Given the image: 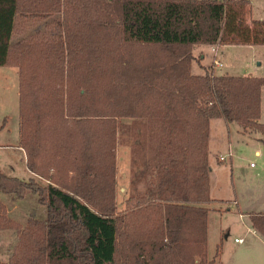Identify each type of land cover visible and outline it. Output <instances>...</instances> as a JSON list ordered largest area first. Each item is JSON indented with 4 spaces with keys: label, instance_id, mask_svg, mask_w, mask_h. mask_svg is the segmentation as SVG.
I'll return each mask as SVG.
<instances>
[{
    "label": "trees",
    "instance_id": "1",
    "mask_svg": "<svg viewBox=\"0 0 264 264\" xmlns=\"http://www.w3.org/2000/svg\"><path fill=\"white\" fill-rule=\"evenodd\" d=\"M249 0H0V66L18 68L19 147L42 185L0 170V193L35 194L0 264H211L207 253L210 120L264 134V77L190 71L195 44L264 45ZM48 19L13 41L19 22ZM130 118L121 124L119 119ZM132 136L148 179L123 210L118 134ZM26 215V213H25ZM264 238V213H249ZM26 218V217H25Z\"/></svg>",
    "mask_w": 264,
    "mask_h": 264
},
{
    "label": "rangeland",
    "instance_id": "2",
    "mask_svg": "<svg viewBox=\"0 0 264 264\" xmlns=\"http://www.w3.org/2000/svg\"><path fill=\"white\" fill-rule=\"evenodd\" d=\"M252 2L250 18L264 19V0ZM47 22L48 19L39 23L19 22L12 40L47 34ZM203 45L207 44H195L191 47L194 56L190 68L192 74L205 72L199 62L200 54L204 52ZM212 46L221 45L212 44L210 53L206 52L204 64L208 72L221 75L227 70L233 75L251 73L253 76L264 77V63L256 66L261 59L264 61L263 46H228L225 52L228 68H221L219 71L214 64L215 59L219 61L217 50L213 51ZM18 85V68L14 65L0 66V170L8 176L26 181L34 178L38 183L46 185L49 183L47 179L27 170L25 151L19 147ZM260 108L259 122L264 123V86L261 90ZM131 121L130 118L119 119L121 124ZM132 143V136L119 132L115 152V196L120 210L124 209L128 196L143 194L149 183L148 179H136L141 163L134 157ZM256 150L260 154H255ZM208 151L211 168L209 193L214 199V202L207 205L208 257H215L220 240L222 246L214 264H264V248L258 239L247 233L249 220L239 215V211L248 214L252 213L250 211H264V134L253 129L243 131L236 122L226 123L222 118H214L210 122ZM0 204L6 211L9 209L7 214L10 217L22 224L27 217H39L44 213V207L32 193H28L23 199L0 193ZM17 237V232L13 229L0 230V261L8 259ZM241 237L246 240L245 243H235L234 239Z\"/></svg>",
    "mask_w": 264,
    "mask_h": 264
},
{
    "label": "crops",
    "instance_id": "3",
    "mask_svg": "<svg viewBox=\"0 0 264 264\" xmlns=\"http://www.w3.org/2000/svg\"><path fill=\"white\" fill-rule=\"evenodd\" d=\"M250 1V3H253L252 2V0H249ZM252 8V7H251ZM252 19H255V18H252ZM228 46H231V45H221V46H217L216 48H217V56H218V58H219V62L222 64L221 66L220 65H217V70L219 71L221 68H228V65H226L227 64V61H226V59H225V52H226V49H227V47ZM239 46V45H238ZM242 46H249V47H254V46H258V47H260V46H263L264 47V45H242ZM202 50L204 51V52H201V54H200V57H199V62H200V66L202 67V69H204L205 68V64H204V61H205V59H206V57H207V55H206V52L207 53H210V51H211V47H210V45H203V48H202ZM260 59H261V57H259ZM211 62V61H210ZM262 62L264 63V61H263V59H261V61H259V62H257V67L258 66H262ZM209 63V62H208ZM193 64V63H192ZM192 68V67H191ZM219 68V69H218ZM216 74V73H215ZM218 74V73H217ZM224 74H229L228 73V71L227 70H224ZM195 75H202V74H195ZM219 75V74H218ZM221 75H223V74H221ZM229 75H233V74H229ZM246 75H250V76H253V75H251V73H242L241 74V76H246ZM236 76H238V75H236ZM257 77H259V76H257ZM263 88V87H262ZM262 90V89H261ZM261 116V115H260ZM212 121V119L210 120V122ZM210 128V127H209ZM255 154H260V151L259 150H256L255 151ZM210 172H211V168H210ZM7 211L9 212V209H7ZM11 212V211H10ZM250 212H258V211H250ZM259 212H261V213H264V211H259ZM239 215H242L243 217H246L247 218V221L249 220L248 219V213H243L242 211H239ZM247 230V233L248 234H250V235H253L256 239H258V241H259V243L262 245V247L264 248V238L255 230V229H253L251 226H250V224H249V226H248V228L246 229ZM241 238H243V237H241ZM245 239L243 238V241L242 242H235V243H237V244H244L245 243ZM217 244H220L221 246H222V241H220L219 240V243H217ZM215 263V261L214 262H212L211 264H214Z\"/></svg>",
    "mask_w": 264,
    "mask_h": 264
},
{
    "label": "built area",
    "instance_id": "4",
    "mask_svg": "<svg viewBox=\"0 0 264 264\" xmlns=\"http://www.w3.org/2000/svg\"><path fill=\"white\" fill-rule=\"evenodd\" d=\"M212 49H213V51H216L217 50V48L214 47V46H212ZM214 64L220 65V66L222 65L217 59L214 60ZM234 241L235 242H242L243 241V238H239V239L238 238H235Z\"/></svg>",
    "mask_w": 264,
    "mask_h": 264
}]
</instances>
